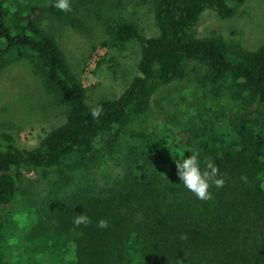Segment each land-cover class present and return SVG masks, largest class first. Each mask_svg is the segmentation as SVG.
<instances>
[{"label": "trees", "instance_id": "1", "mask_svg": "<svg viewBox=\"0 0 264 264\" xmlns=\"http://www.w3.org/2000/svg\"><path fill=\"white\" fill-rule=\"evenodd\" d=\"M245 1L155 0L153 36L128 20L114 21L109 32L117 43H140L139 73L117 97L92 105L57 38L41 25L44 12L59 20L68 13L54 7L56 0H0V71L28 60L45 89L67 105L65 121L32 148L0 132V264H12L3 241L15 222L24 168L52 169L68 180L74 169L109 159L128 124L150 110L154 94L184 75L187 60L205 64V88L227 91L236 109L136 135L141 146L128 152L121 187L109 197L93 186L62 199L50 189L30 211L25 250L59 264H264V44L232 46L222 34L200 36L197 29L206 10L228 18ZM96 106L104 111L99 121L90 114ZM192 154L202 168L204 161L217 165L227 181L212 189L210 201L197 199L177 176L176 161ZM96 206L113 215L108 228L97 232L91 224L92 235L83 236L65 224L68 212L89 215Z\"/></svg>", "mask_w": 264, "mask_h": 264}, {"label": "rangeland", "instance_id": "2", "mask_svg": "<svg viewBox=\"0 0 264 264\" xmlns=\"http://www.w3.org/2000/svg\"><path fill=\"white\" fill-rule=\"evenodd\" d=\"M72 9L60 20L48 12L42 13L41 25L55 35L71 68L87 87L89 104L115 98L139 73L141 48L137 39L117 43L109 27L114 21L123 19L135 23L145 36L158 34L155 0H91L85 3L72 0ZM197 29L200 36L222 34L232 46L255 49L264 44V0H246L228 18L208 9L202 14ZM208 73L205 64L187 60L184 75L163 85L154 94L150 110L128 124L113 156L74 169L70 172L71 179L61 180L52 169L24 168L19 199L13 211L15 222L6 231L8 240L3 241L9 244L4 245V252L12 257V264H59L46 253L25 250L28 244L24 234L31 228L33 218L30 220V211L36 209L50 189H58L62 199L77 192L80 186H93L98 196L109 197L121 187L128 152L141 146L142 139L136 135L190 118L199 120L200 114L223 116L233 112L237 102L227 91L215 95L205 88ZM66 112L67 105L45 89L43 79L34 73L28 60L21 59L1 69L0 132L12 133L20 147L36 146L48 131L65 121ZM104 210L107 208L96 206L88 215L97 232L102 230L96 226L100 219H107L109 225L113 221V215L105 214ZM83 213L68 212L64 222L76 234L91 236L89 228L73 224L74 217ZM93 252V248L86 247V253Z\"/></svg>", "mask_w": 264, "mask_h": 264}, {"label": "clouds", "instance_id": "3", "mask_svg": "<svg viewBox=\"0 0 264 264\" xmlns=\"http://www.w3.org/2000/svg\"><path fill=\"white\" fill-rule=\"evenodd\" d=\"M54 7L63 12L70 13L72 9L71 0H56ZM92 118L99 121L104 114L102 106L92 107L90 109ZM204 167H201L202 161L196 154L189 155L187 158H182L176 161L177 176L184 187L193 193L197 199L201 201H210L214 198L213 188H223L227 181L220 172V168L213 162L204 161ZM242 180L247 182V178L242 176ZM93 223L92 219L86 214H79L73 219V224L76 227L81 225L88 227ZM96 226L101 229L108 228L109 222L107 219H100Z\"/></svg>", "mask_w": 264, "mask_h": 264}]
</instances>
